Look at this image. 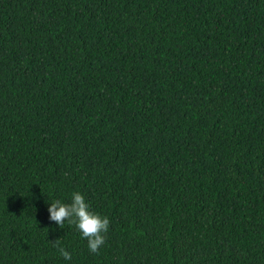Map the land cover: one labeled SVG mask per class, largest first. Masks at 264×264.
<instances>
[{
	"label": "trees",
	"instance_id": "1",
	"mask_svg": "<svg viewBox=\"0 0 264 264\" xmlns=\"http://www.w3.org/2000/svg\"><path fill=\"white\" fill-rule=\"evenodd\" d=\"M0 264H264V0H0Z\"/></svg>",
	"mask_w": 264,
	"mask_h": 264
},
{
	"label": "clouds",
	"instance_id": "2",
	"mask_svg": "<svg viewBox=\"0 0 264 264\" xmlns=\"http://www.w3.org/2000/svg\"><path fill=\"white\" fill-rule=\"evenodd\" d=\"M48 212L49 220L55 222L59 227L63 228L65 221L69 225H74L82 238L87 240L88 249L91 253H98L105 245L110 220L107 216H101L92 211L90 204L81 192L74 191L71 194L70 203H63L60 200L51 203ZM59 245L60 242L56 239L53 246L57 248L65 260H71V254Z\"/></svg>",
	"mask_w": 264,
	"mask_h": 264
}]
</instances>
